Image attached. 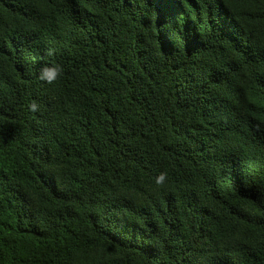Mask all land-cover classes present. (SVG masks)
Listing matches in <instances>:
<instances>
[{
  "label": "trees",
  "instance_id": "1",
  "mask_svg": "<svg viewBox=\"0 0 264 264\" xmlns=\"http://www.w3.org/2000/svg\"><path fill=\"white\" fill-rule=\"evenodd\" d=\"M0 264H264V0H0Z\"/></svg>",
  "mask_w": 264,
  "mask_h": 264
},
{
  "label": "clouds",
  "instance_id": "2",
  "mask_svg": "<svg viewBox=\"0 0 264 264\" xmlns=\"http://www.w3.org/2000/svg\"><path fill=\"white\" fill-rule=\"evenodd\" d=\"M60 72L59 66H45L40 71V78L42 80H46L47 82L51 83L53 80L56 79L57 75ZM35 107V105H33ZM163 179V177H161Z\"/></svg>",
  "mask_w": 264,
  "mask_h": 264
}]
</instances>
